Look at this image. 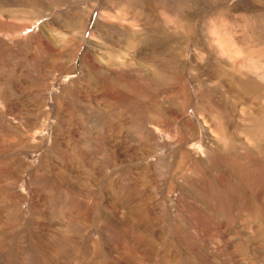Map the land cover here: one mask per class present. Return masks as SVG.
<instances>
[{"label":"rangeland","instance_id":"374dc122","mask_svg":"<svg viewBox=\"0 0 264 264\" xmlns=\"http://www.w3.org/2000/svg\"><path fill=\"white\" fill-rule=\"evenodd\" d=\"M210 1L212 0H200L201 4L194 9L198 14L191 17L192 19L189 16L188 18L186 17L184 25L186 29L195 27L196 21L201 17L200 15L212 16L213 13H216L215 18L220 19V14H224V12L217 7L214 8L215 10L210 8L212 6ZM82 2V0H77V3ZM72 3L76 2L72 0H67V2L66 0H36L35 4L38 9L35 12L36 21L23 20L21 22L18 20L21 23L20 27L23 28L21 31L23 37L22 54L26 61L36 63L44 74L46 70L52 71V78L56 82L58 80L61 81L57 85L67 86L74 82L83 86L84 83L77 80L81 76L79 71L81 65L77 64L78 67L74 68L70 56H73L75 50L88 37H85L83 31H73L72 27L65 23V20L71 16L70 8L68 9V7L73 6ZM247 4L261 7L264 11V0H247ZM96 8L98 9V7ZM54 11L59 16L56 19H50L49 16L52 13L54 14ZM44 12L48 13L47 17L41 18V14ZM99 12L106 17L111 15L107 11ZM85 13V11H82L80 15ZM238 18L242 20L243 17L239 16ZM8 19L10 22H14L12 21L14 19L11 18L5 20ZM42 19H50V22H55L54 28L56 31L44 25ZM168 20L171 24L173 23L172 25L178 22L176 18L172 17L168 18ZM187 20L189 21L187 22ZM223 22L227 25L228 22L231 23L230 20H224ZM34 23L36 28H31ZM118 23L123 28L139 30L138 24L133 20H120ZM142 24L150 28L149 23L142 22ZM210 25H213L212 21ZM35 29H38L37 35L40 37L36 44L30 42L31 36L36 34ZM46 35L47 37H45ZM110 38L114 42L120 43L123 49L117 57L112 56L107 62L102 61L115 65L117 81H105L103 83L108 89L106 97L104 94L94 92L91 89L89 93H83L74 98L77 104L73 103L68 114L71 135L64 139H62L59 132L55 133L53 127H49L47 131L44 130V125L50 120L48 115L45 114L48 108L40 106L39 94H37L34 86L36 84L35 81L30 80L27 70L22 69V66H15L12 58L10 57V60L9 55L0 51V86L6 84V86L12 85L15 87L8 90V93H2V95H5L4 100L7 99L9 103L0 105V117L4 116L0 118V137L3 140H0L1 264H179L178 262H180V258L175 257L177 254L172 249L166 250V244L172 242L170 241L172 236L171 229L175 226L171 218L173 210L170 209L167 201L173 200L174 196L178 195L179 192H169L167 193L168 195H165V206H162V208L158 207L160 212L163 210L161 219L159 218L160 212L154 211L155 214L157 213L156 216L150 209L140 208L139 201V198L145 195L146 186L154 189L152 195L148 194L153 197L159 190L161 192L166 190L165 187L161 188V182L167 180L168 183L171 182L172 184V179H174L173 176L171 177L166 172L160 171L156 164L157 159L161 157L160 154L162 155L166 152L153 153L151 145L146 142L143 126L148 125V128L150 127L147 118L150 117L151 111L143 108L147 98L143 99L142 96L144 93L147 92L148 94L150 92L146 79V76H148L146 71L148 68L147 62L156 60L158 66L166 68L169 60L167 51L173 50L174 47L176 48L175 34L171 31L166 32V34L158 33L157 45L154 42L127 45L122 41H118L117 37ZM185 38L187 45L190 35L188 34ZM95 41H97L96 38ZM8 44L13 46L11 41H8ZM190 46L185 59L186 62L192 59L197 60L199 57L193 51L192 44ZM138 54H144L145 56L140 58ZM159 58L161 61H159ZM143 59L145 62H142ZM5 67L7 68L5 69ZM123 68L127 70L125 71ZM119 83L127 86L126 92L119 88ZM2 95L0 96L1 100ZM48 103H52L51 105L54 106L56 101L52 98L51 102ZM91 103L94 104L97 110L102 112H104L105 108L103 109V107H106V105L110 109L112 108L111 112L106 113L107 121L105 119L102 129L94 126L88 117L87 107ZM129 106L132 107L130 108ZM125 110L128 112H125ZM135 111H137L138 115ZM41 112L42 116L40 118L38 116ZM114 114L115 116H113ZM156 114L157 121L166 122V117L163 113ZM111 115L112 117H110ZM116 116L118 119H116ZM108 119L110 122H108ZM57 121L59 122V118H56ZM39 127L42 128L41 132H39V138H43L44 143H41L40 147L37 148V141L33 137L35 130H39ZM25 132L27 134H24ZM56 142L61 143L66 149L67 158H70L71 162L70 166L64 164V161H62L64 157H60L58 152L52 153L50 151L51 148L58 146ZM155 142L157 140H152L151 144ZM175 145H178L177 141ZM37 149L40 150L41 158L46 156L50 163V170L47 172L39 171L36 173L34 170L38 169V164L32 163V159L28 158V153L31 151L34 152L32 155H35ZM96 163L101 164V167H95ZM150 164L151 166H149ZM103 165L110 166V170L102 169ZM138 165L143 166L137 167ZM109 171H112L113 174L112 172L110 173L111 175L108 174ZM177 175V177H181L180 173ZM119 176L128 180L127 187L117 184L110 188L106 180L114 177L113 180L116 181ZM260 183V188L264 189V174ZM233 189L227 193L217 190L218 192L213 195L215 197L209 196L206 197V200L211 202L212 205L214 204L217 209L224 208L229 203L246 211L243 216L231 211V216L235 218L234 220L241 221L242 224V226L237 227L238 229H235L237 233L240 232L237 234L239 235L238 237L234 236L235 231L231 226L221 224V217L216 209L214 210L215 214L211 212L207 215L202 210H197L196 213L191 215V220L186 219L176 224L180 236L186 241V246L194 242L198 247L200 246L201 251L209 255L208 259H205L201 256L187 254L190 255L189 259L192 260V264H218V260L222 264H264V217H262L264 216L262 215L264 211H260V214L250 212L254 203L253 197L243 196L240 198L238 192H235L237 190L236 187H233ZM3 197H5L7 202L3 201ZM1 206H5V208L2 209ZM3 216L4 218H2ZM63 224L66 226L65 228H62L61 225ZM255 224L259 228H256ZM244 226L247 227L245 228ZM221 227L223 229L222 232L227 234L228 238L233 237V240L236 241L235 243L233 242L231 249L224 247V245V248L217 247L216 242L220 241ZM254 230L260 232L255 233ZM95 232L97 233L95 234ZM243 237H247L246 240ZM253 245H255V248ZM185 251L189 252L188 250ZM161 253L167 259L160 258Z\"/></svg>","mask_w":264,"mask_h":264},{"label":"bare ground","instance_id":"6f19581e","mask_svg":"<svg viewBox=\"0 0 264 264\" xmlns=\"http://www.w3.org/2000/svg\"><path fill=\"white\" fill-rule=\"evenodd\" d=\"M72 1L77 3V0ZM82 1V3L77 4L72 3L73 6L68 7V9L70 8L69 12L71 16H67L68 18L65 20V23L71 26L73 31H83L85 37H88L81 46H77L78 49L75 50L73 56H70L74 68L78 67L77 64L81 65V67H79L81 76L77 80L82 81L84 83L83 86L74 82H71L70 85L67 86L57 85L61 81L58 80L56 82L54 78H52V71L46 70L44 74L42 70L40 71V67H38L36 63L33 61L28 62L23 57V37L21 33L23 28L20 27L21 23L19 21H36L35 12L38 11L35 4L36 0H0V51L9 55V58H12L15 66H22V69L27 70L30 80L35 81L36 84L34 86L36 87L37 94H39L40 106L48 108L45 114L48 115L50 120L44 125V130L47 131L49 127H53L55 133L59 132L62 139H64L71 135L68 124V114L73 103H75L74 98L83 93H89L91 89H93L94 92L104 94L106 97L108 89L103 83L105 81H117V69H115V65L111 63L107 64L103 61L107 62L112 56L117 57L123 47L120 43L114 42L110 37H117L118 41H122L127 45H139L142 42H154L157 45L156 41L159 39L158 33L166 34L168 31L173 32L175 34L176 48L174 47L173 50L167 51L169 60L167 61L166 68L158 66L156 60L147 62L148 68L146 71L148 76H146V79L148 82L147 87L150 88V92H148V94L147 92L144 93L142 97L143 99L146 97L147 101L145 104L142 103L144 104L143 108H147L151 111L150 117L147 118L150 127L148 128V125L143 126L146 142L151 145L153 153L166 152L165 154H160L161 157L157 159L158 161L156 164L160 171L166 172L168 175H171V177L173 176L174 179H172V184L171 182L168 183L167 180L161 182V188L165 187L166 190L164 192L159 190L153 197L148 194L152 195L154 189L146 186L145 195L139 198L140 208L144 209L145 207L146 209H150L154 214L155 212H160L158 207L162 208V206H165V195H168L167 193L169 192H179L178 195L174 196L173 200L167 201L170 209L173 210L171 218L175 226L171 229L172 236L170 241L172 242H167L166 250L172 249L174 253L177 254L175 257L180 258L179 264H192V260L189 259L190 255L201 256L208 259L209 255L201 251L199 248L200 246L198 247L196 243L191 242L189 246H186V241L180 236L176 224L186 219L191 220V215L196 213L197 210H202V212L207 215L211 212L215 214L214 210L216 209L221 217V224L231 226L235 231V229H238L237 227L242 226V224L241 221L234 220L235 218L231 216V211H235L240 216H243L246 211L229 203H227L224 208L217 209L214 204L212 205L211 202L206 200V197H215L213 196L214 193L220 190L226 193L231 192L233 187H236L237 190H235V192H238L240 196H237L240 198L243 196L253 197L254 203L250 212L252 211L255 214H260V211H264V189L260 188V180L264 174V11L261 7L248 5L247 0H212L210 1V5H212L210 8L215 10L214 8L217 7L224 12V14H220V19L218 20V18H215L216 13H213L212 16L200 15L201 17L196 21L195 27L186 29L184 26L185 21L188 16L192 19L191 17L198 14L194 9L197 5L201 4L200 0ZM96 7H98V9ZM82 11H85L87 15L86 13L80 15ZM99 11H107L111 15L106 17ZM47 14L48 13L44 12L41 14V18L47 17ZM58 16L59 14L55 12L54 14L52 13L49 18L56 19ZM239 16L243 17L242 20H239ZM170 17L176 18L178 22L172 25L173 23L171 24L168 20ZM7 18L14 19L12 20L14 22H10L9 19L5 20ZM50 19H42V22L49 29L56 31L54 28L56 24L55 22H50ZM127 19L136 22L139 26V30H130L119 25L118 22L120 20ZM224 20H230L231 23L228 22L227 25L223 22ZM188 21L189 20H187V22ZM211 21L213 25H210ZM142 22L149 23L150 28L146 27ZM32 27L36 28V24L34 23L31 25V28ZM35 30L36 34L31 36L30 42L36 44L40 37L37 35L38 29ZM188 34L190 38L189 40L187 39L188 42L186 45L185 37ZM45 37H47V35ZM95 38L97 41H95ZM8 41L13 42V46L8 44ZM191 44L193 46L192 48H194L193 51L199 57L197 60L192 59L186 62L185 59ZM52 51H54V49H52ZM138 55L140 58L145 56L144 54ZM159 61H161L160 58ZM142 62H145V60L143 59ZM6 68L7 67H5V69ZM123 69H125V71L127 70L126 68ZM14 80L12 81L14 82ZM12 84L17 86L15 83ZM118 86L122 88L123 91H127V86L125 84L119 83ZM0 87H2L0 88V96L2 93H8V90L15 88L12 85L6 86V84ZM128 89L131 90L129 87ZM4 98L5 95H2V100H0L3 102L0 101V105L9 103L7 99H5V102ZM52 98L56 101L54 106L51 105L52 103H48L51 102ZM75 104H77V102ZM130 104L133 106L135 103L133 102V104ZM87 108L88 117L91 119L92 124L100 128L105 124L106 113L111 112L112 109L106 105V107H103V109L105 108L104 112H102L97 110L92 103L89 104ZM125 112L128 111L125 110ZM135 113L138 115L137 111H135ZM156 113H163L166 117V122L162 123L157 121ZM41 116L42 112L38 117L41 118ZM113 116H115V114ZM110 117H112V115ZM56 118H59V122H56ZM116 119H118L117 116ZM108 122H110L109 119ZM41 130L42 128L40 127L39 130H35L33 137L37 141V148L40 147L41 143H44L43 138H39V132H41ZM24 134H27V132ZM0 140H2L1 137ZM152 140H157V142L151 144ZM176 141L178 144L177 146L175 145ZM56 145L58 146L51 148L50 151L52 153L58 152L60 157H64V160H62L64 164L70 166L71 162L70 158H67L66 149L61 143L59 144L56 142ZM32 153L34 152L30 151V153H28V158H30V160L32 159V163L38 164V169L34 171H36V173L39 171H49L50 163L46 159L47 157L41 158L42 155L39 149H37L35 155H32ZM39 160L40 162H38ZM100 165L96 163L94 166L98 167ZM140 166L138 165L137 167ZM149 166H151V164ZM109 168L110 166L103 165L102 169L110 170ZM111 172L112 171H109L108 174ZM178 173L181 174V177H177ZM120 176L116 178L117 180L115 179L116 181L113 180L115 176L112 179L106 180L110 188L117 184L122 187H127L128 180ZM103 189L105 190V188ZM201 194H203V196H201ZM3 201L7 202L5 197H3ZM1 207L2 209L5 208V206ZM161 212L159 216L160 219ZM155 215L157 216V213ZM2 218H4V216ZM61 226L62 228L66 227L64 224ZM247 226L244 227L246 228ZM255 226L259 228L258 225L255 224ZM222 230L221 227L219 236L220 241L216 242L217 247L231 249L233 247V242L235 243L236 241L233 240V237L228 238L227 234H224ZM248 232L250 231L248 230ZM256 232L257 231H255V233ZM96 233L97 232H95V234ZM239 233L235 231L234 236L238 237L239 235L237 234ZM246 238L247 237H245L244 240H246ZM246 242L252 244L249 241ZM253 246L255 248V245ZM217 250H215V252H217ZM160 258L167 259L162 253L160 254ZM218 264H222V262L218 260Z\"/></svg>","mask_w":264,"mask_h":264}]
</instances>
